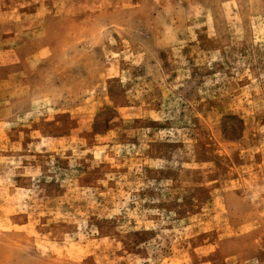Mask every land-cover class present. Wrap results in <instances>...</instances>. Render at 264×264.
I'll return each mask as SVG.
<instances>
[{
	"label": "rangeland",
	"instance_id": "374dc122",
	"mask_svg": "<svg viewBox=\"0 0 264 264\" xmlns=\"http://www.w3.org/2000/svg\"><path fill=\"white\" fill-rule=\"evenodd\" d=\"M0 264H264V0H0Z\"/></svg>",
	"mask_w": 264,
	"mask_h": 264
}]
</instances>
